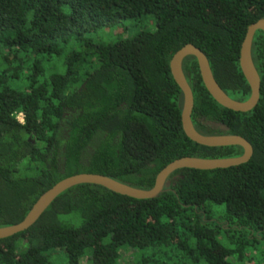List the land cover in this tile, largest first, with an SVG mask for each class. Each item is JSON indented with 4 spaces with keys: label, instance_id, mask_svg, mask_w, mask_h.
<instances>
[{
    "label": "trees",
    "instance_id": "obj_1",
    "mask_svg": "<svg viewBox=\"0 0 264 264\" xmlns=\"http://www.w3.org/2000/svg\"><path fill=\"white\" fill-rule=\"evenodd\" d=\"M145 15L155 17L154 32L112 44L90 38ZM261 19L264 0H0V228L21 223L45 192L78 174L151 190L178 159L242 156L240 146L206 147L186 136L170 63L193 44L221 88L246 101L241 47ZM252 56L261 97L247 113L213 99L195 57L183 63L195 128L242 136L254 149L248 163L178 170L149 200L73 187L29 230L0 240V264H53V251H64L68 264H123L129 250L124 264H264L263 31ZM53 58L59 64L48 68Z\"/></svg>",
    "mask_w": 264,
    "mask_h": 264
},
{
    "label": "water",
    "instance_id": "obj_2",
    "mask_svg": "<svg viewBox=\"0 0 264 264\" xmlns=\"http://www.w3.org/2000/svg\"><path fill=\"white\" fill-rule=\"evenodd\" d=\"M258 31L264 32V19H261L248 27L245 40L241 47L240 67L251 88V96L246 101H237L231 98L218 84L212 72L210 62L206 54L193 44H187L173 56L170 67L171 73L177 85L184 94L182 110V124L186 136L193 142L206 147H231L240 146L244 154L240 157L224 159H203L185 157L167 165L157 176L155 186L151 190L135 188L129 184L119 182L100 174H78L62 180L50 190L45 192L35 203L26 218L19 224L0 228V240L16 236L29 230L52 203L67 190L79 185H97L114 193L137 200L155 199L161 195L168 185L170 176L181 169H195L211 171L216 169H228L248 163L254 154L253 146L245 138L238 135H204L194 126L192 113L194 109V94L184 74L183 63L188 57H195L198 61L200 74L205 88L213 99L221 106L235 111L247 113L257 107L261 97V78L254 64L252 47L255 35Z\"/></svg>",
    "mask_w": 264,
    "mask_h": 264
},
{
    "label": "rangeland",
    "instance_id": "obj_3",
    "mask_svg": "<svg viewBox=\"0 0 264 264\" xmlns=\"http://www.w3.org/2000/svg\"><path fill=\"white\" fill-rule=\"evenodd\" d=\"M155 30H156L155 17L152 15H145L138 19L124 21L122 24H120L116 28L104 29L100 31L99 33L91 35L90 38H92L95 41V43H98V44H101V43L112 44V43L118 42L121 39L134 38L138 34L144 31L154 32ZM56 64H59V62L56 58H53L52 63H49L48 68ZM49 255L51 256L53 264H68V257L64 251H53V252H50ZM122 255H123V259H122L123 264L127 262H132L133 260L132 250L123 252ZM82 263L87 264L88 263L87 258H85L82 261Z\"/></svg>",
    "mask_w": 264,
    "mask_h": 264
},
{
    "label": "clouds",
    "instance_id": "obj_4",
    "mask_svg": "<svg viewBox=\"0 0 264 264\" xmlns=\"http://www.w3.org/2000/svg\"><path fill=\"white\" fill-rule=\"evenodd\" d=\"M16 119L22 125L25 123V120H24V117H23V113H20L18 116H16Z\"/></svg>",
    "mask_w": 264,
    "mask_h": 264
}]
</instances>
